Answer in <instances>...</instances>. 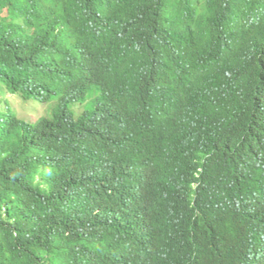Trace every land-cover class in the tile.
<instances>
[{"label": "trees", "instance_id": "trees-1", "mask_svg": "<svg viewBox=\"0 0 264 264\" xmlns=\"http://www.w3.org/2000/svg\"><path fill=\"white\" fill-rule=\"evenodd\" d=\"M85 1L0 0V264H110L118 259L109 263L104 254L114 241L127 243L135 236L150 243L164 238L160 224L158 232L132 217L102 230L108 222L94 221L90 214L92 204L105 195L135 194L124 163L154 157L160 168L166 162L160 154L148 155L153 148L143 138L146 119H137L118 102L108 105L109 113L125 125L129 144L128 160L113 173L92 161L91 130L72 122L65 109L84 97L90 84L113 91L121 87L127 93L137 86L135 78L151 76L136 64L142 60L139 55L125 53L118 65L108 62L103 36L118 14L136 6L145 16L185 27L191 34L188 40L195 39L191 52L199 57L201 69L190 78L197 87L206 83L212 92L207 100L205 90L206 106L238 109L247 104L249 93L254 94L248 79H264V0H115L106 13L95 17L96 26L88 24L93 13L83 7ZM80 45L95 56L88 59L85 52L77 53ZM76 58L88 64L86 76ZM7 91L41 102L59 95V103L53 118L33 123L20 117ZM226 94L233 99L226 100ZM221 202L219 214L210 208L212 197L198 203L203 225L191 226L194 219L184 214L174 228L176 234L168 238L186 252L188 242L210 227L231 236L236 231V241L256 254L253 263L252 254H246L247 264H264L261 215L250 209L243 212L233 190ZM191 209L188 205L185 212Z\"/></svg>", "mask_w": 264, "mask_h": 264}, {"label": "clouds", "instance_id": "clouds-1", "mask_svg": "<svg viewBox=\"0 0 264 264\" xmlns=\"http://www.w3.org/2000/svg\"><path fill=\"white\" fill-rule=\"evenodd\" d=\"M114 1L83 2V7L93 13L88 24L98 25L95 17L106 13ZM83 19H77V25ZM188 35L181 23L145 16L136 6L118 14L114 26L103 36L108 62L118 65L125 53L130 57L139 55L142 60L136 64L151 76L135 78L137 86L127 93L120 86L119 91H113L103 84H90L84 97L69 102L74 106L79 101L88 102L89 108H69V103L67 108L66 104V111L72 115L69 119L87 124L91 130L88 149L92 161H98L106 171L112 169L115 173L129 158L125 125L107 110L116 102L137 119H146L143 138L153 148L148 155L157 153L167 158L160 168L154 157L124 163L135 194L115 192L92 204L94 221L108 222L102 230L132 217L155 228L162 225V232L156 228L164 236L158 242L146 243L132 236L127 243H110L104 257L109 263L113 257L118 259L110 264H247L246 254H252L254 262L256 254L236 241V231L231 236L210 227L188 242L186 252L180 246L175 248L168 238L176 234L174 228L184 214L194 219L191 226L203 225L198 221L203 216L198 203L212 197L210 208L219 214L222 196L231 190L237 192L243 212L250 209L253 215H261L264 229V79H248L254 94L249 93L247 104L238 109L225 110L215 103L206 106L212 92L206 83L197 87L190 78L192 73L199 75L201 69L199 57L191 52L195 39L188 40ZM76 51L85 52L88 59L95 56L86 45L78 46ZM76 65L86 76L88 64L76 58ZM7 92L8 98L18 95L25 103H32L36 112L43 107V113L22 115L14 106L20 117L33 123L42 117L53 118V108L59 103V95L41 102ZM232 99L226 94V100ZM63 138L65 145V130ZM188 205L192 209L185 212Z\"/></svg>", "mask_w": 264, "mask_h": 264}, {"label": "rangeland", "instance_id": "rangeland-1", "mask_svg": "<svg viewBox=\"0 0 264 264\" xmlns=\"http://www.w3.org/2000/svg\"><path fill=\"white\" fill-rule=\"evenodd\" d=\"M10 99H11V102H12V104H13V106H15L18 110H19V112L22 114V115H26L27 113H30V112H32V113H43L44 112V110H43V107H40V108H38L37 109V112H36V110H35V108H33V104L32 103H25L21 98H20V96H18V95H10ZM78 105H84V107L85 108H89L90 107V104L88 103V102H85V103H83V102H81V101H79V102H77L76 103V105L75 106H78ZM74 105H72L71 103H69V108H73V107H75ZM33 119H37L38 117L37 116H33L32 117Z\"/></svg>", "mask_w": 264, "mask_h": 264}]
</instances>
